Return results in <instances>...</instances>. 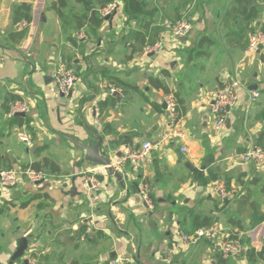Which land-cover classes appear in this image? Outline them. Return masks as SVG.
<instances>
[{
	"label": "crops",
	"instance_id": "0c3cea01",
	"mask_svg": "<svg viewBox=\"0 0 264 264\" xmlns=\"http://www.w3.org/2000/svg\"><path fill=\"white\" fill-rule=\"evenodd\" d=\"M56 1L0 0V169L38 162L45 173L35 185L25 181L9 187L15 192L0 199L5 245H0V264L7 263L22 237H27V252L31 246L39 249L43 264H99L115 254L132 264H264L256 255L264 250V220L252 226L264 215V167L250 178V167L237 161L249 139L257 142L264 131V68L259 56L246 51L249 29L264 27V0H245L247 10L257 11L250 23L241 14H229L236 0H140L130 17L122 0H115L119 7L99 26L83 18L80 27L74 16L93 11L86 12L85 1L66 0L61 17L53 8ZM19 4H29L32 17L21 40L11 36L18 31L12 11ZM166 18H187L194 28L191 36L183 43L171 38L161 24ZM81 28L86 38L78 41L74 32ZM143 38L163 41L148 61L138 57L147 42ZM200 38L205 42L198 46ZM59 63L77 71L68 96L50 91ZM173 73L181 90L176 128L184 139L168 137L166 92L149 81L159 78L170 89L167 78ZM204 78L205 87L200 85ZM230 78L242 85L238 103L226 127L216 130L205 102L220 81ZM254 82L262 90L249 107L246 88ZM109 85L122 90L123 97L113 94L115 99L108 100ZM14 100L30 107L19 119L6 115ZM94 133L103 139L101 154L116 155L113 160L143 140L155 146L139 173L117 179L101 164L85 161L84 150L69 139L94 144ZM20 135H27L30 145ZM181 145L188 152L181 153ZM92 174L96 188L85 184ZM135 177L149 184L152 209L141 204ZM248 178L258 193L240 197L237 189ZM217 180L236 195L222 200L211 190ZM117 213L122 221L115 219ZM203 216L216 217L226 231L241 236L238 257L225 261L206 241L184 244L170 263L158 256L155 250L170 246L175 228L191 233L197 229L191 230L194 218ZM248 247L255 248L251 261Z\"/></svg>",
	"mask_w": 264,
	"mask_h": 264
},
{
	"label": "built area",
	"instance_id": "2783aa9c",
	"mask_svg": "<svg viewBox=\"0 0 264 264\" xmlns=\"http://www.w3.org/2000/svg\"><path fill=\"white\" fill-rule=\"evenodd\" d=\"M119 2L112 1L99 9L101 16H109L119 7ZM170 33V37L174 39H187L193 32V25L187 18L164 19L161 23ZM27 25V21L20 20L14 26L17 30L23 29ZM74 37L79 41L86 38V32L83 28L74 32ZM163 48V41L156 40L154 42H146L141 48L138 57L144 58L150 54H155ZM247 53L251 56H259L260 63L264 66V30H255L248 35ZM4 62V57L0 56V65ZM78 81L77 71L74 67L64 63H59L52 77L50 91L56 95L68 96ZM242 87L238 78H230L220 81L214 89L212 98L206 100L209 115L212 118L214 128L221 130L226 127L229 121L230 110L238 103V90ZM246 88V87H245ZM248 106L250 107L259 97L258 91H250ZM118 94L123 97L122 90L109 85L108 94ZM163 102L168 116L170 117L168 137L171 139H184V133L176 128L179 111L176 99L171 91L165 93ZM97 114V105L95 106ZM30 111L29 104L23 100H14L9 103L7 117H13L20 113ZM20 139L30 145L31 140L27 135H20ZM154 144L150 140H143L138 145L126 146L124 151L115 159H111L110 166L114 171L124 174H136L143 168L149 155L154 149ZM180 152H188L186 145L180 146ZM237 161L251 165L252 171L255 172L264 166V145L258 144L255 140L249 139L247 147L237 156ZM102 168L107 170L106 165ZM45 173L42 170H35L30 167L24 169L1 168L0 169V185L6 188L13 187L19 182L27 181L32 185L42 181ZM137 181V194L140 202L146 208L152 209L153 204L150 198L149 184L143 178L135 177ZM85 184L90 188L98 186L97 178L92 174L85 179ZM211 190L217 194L222 200H227L235 196V189L228 190L223 180H217L211 185ZM115 219L122 221L121 213L115 214ZM177 227V226H176ZM197 241H206L212 246V250L219 254L223 260L238 257L243 250V243L240 235L232 234L226 231L219 220L215 217L212 222L203 227H199L191 233L184 232L178 226L173 230L170 246L164 247L159 257L170 263L174 256L179 252L181 247L187 243ZM28 264H43L35 257L29 255L26 257ZM22 261V260H21ZM99 264H132L131 259L121 254H115L107 259H103Z\"/></svg>",
	"mask_w": 264,
	"mask_h": 264
},
{
	"label": "trees",
	"instance_id": "16d2710c",
	"mask_svg": "<svg viewBox=\"0 0 264 264\" xmlns=\"http://www.w3.org/2000/svg\"><path fill=\"white\" fill-rule=\"evenodd\" d=\"M77 1H85L84 4H85L86 12L87 11L91 12V10H93L90 15H86V13H85L81 16H74V19L77 21L76 25L80 27V26L84 25V23L82 22L83 18L87 19V21H90L92 24L99 26L100 23H102L104 21V19L106 17H108V16H101L99 13V9L104 7L108 3L115 1V0H77ZM122 2H123V11L128 17H130L132 15V13L140 7V0H122ZM65 5H66V0H57L55 2V4L53 5V8L56 10L57 14L60 17L63 16V12H62L61 8ZM247 7H248V5H247L245 0H236V6L233 7V9L229 12V14L232 15L233 17H235L236 13L241 14V15H243L242 20H245L247 23H250L256 17L257 11L254 8H250L249 10H247ZM31 18H32L31 17V6L29 4H19V5H16L13 7V11H12V23L13 24H16L20 20H25L27 22H30ZM238 24H239V27H241V22ZM250 30L253 32L256 29L254 30L251 27L249 29V31ZM260 30H264V27H261ZM26 31L27 30L25 28L18 30V31H12L11 36L13 37V39L21 40L25 36ZM145 40H146V38L145 39L143 38L142 43H144L146 41L147 42L148 41L154 42L153 39H151V40L148 39L146 41ZM203 42H205V39L200 38L197 45L200 46ZM244 46H245V44H244ZM149 81L153 84V86H155V88L162 89L166 93L169 92L168 87L166 85L162 84L161 79L150 76ZM262 92L264 93V89L262 90ZM109 98L111 100H114L115 96L111 93V94H109L108 100H109ZM99 107H100V103L98 104V108ZM159 107H161V106L159 105ZM17 118L19 119V115H16L14 117V119H17ZM257 143L260 145H264V131H262L259 134L258 139H257ZM44 163L46 165H48L49 164L48 159H44ZM10 167H11V165L6 166V168H10ZM27 167H30V168L35 169V170H41L42 169V166L38 162H33L29 165H24L23 168H27ZM51 169H53V168H51ZM263 220H264V215L256 217L252 222V226L258 225ZM211 222H212V220L208 216L195 217L194 221H193V228L191 230H194V229L199 228V227L207 226ZM242 243H243V241H242ZM245 253H246L248 260L251 261L253 259V257L255 256V254H254L255 248L248 247L245 250ZM256 255L264 258V250L257 252ZM13 264H15V262Z\"/></svg>",
	"mask_w": 264,
	"mask_h": 264
},
{
	"label": "water",
	"instance_id": "95a60500",
	"mask_svg": "<svg viewBox=\"0 0 264 264\" xmlns=\"http://www.w3.org/2000/svg\"><path fill=\"white\" fill-rule=\"evenodd\" d=\"M250 2V0H246ZM153 54H150L149 56H152ZM250 90H262V86L259 83H251L249 86ZM71 94V93H70ZM17 115H24V113H20ZM95 134V133H94ZM97 137V141L94 144H82L78 143L74 139L70 138L69 139L76 145V147H79L80 149L84 150V160L90 163H95V164H101V165H106L107 166V171L117 179H122V174L119 172L114 171V169L110 166L111 159L109 156L106 154H101V145H102V137L95 134ZM17 249L14 251V253L11 255L8 263L6 264H13L15 261L21 259L23 264H28V259L23 258L24 252L27 249V237H22L18 243ZM23 258V259H22Z\"/></svg>",
	"mask_w": 264,
	"mask_h": 264
},
{
	"label": "rangeland",
	"instance_id": "374dc122",
	"mask_svg": "<svg viewBox=\"0 0 264 264\" xmlns=\"http://www.w3.org/2000/svg\"><path fill=\"white\" fill-rule=\"evenodd\" d=\"M194 29V28H193ZM191 36V35H190ZM189 36V37H190ZM188 37V38H189ZM187 38V39H188ZM187 39H184V40H187ZM181 40V42L182 41H184V40H182V39H180ZM183 43V42H182ZM150 59V57H148V56H146V57H144L143 58V60H145V61H148ZM260 65L262 66V68H264V66L260 63ZM174 74V76L172 75V76H170V79L169 78H167V80H168V84H169V86H170V91L173 93V95H174V97H175V99H176V102H177V108H180V106H179V98H178V96H179V91H181L180 89H178L177 90V88H176V82L179 80L177 77H175L177 74L176 73H173ZM193 76V74L191 73V77ZM178 79V80H177ZM206 80H207V78H204V80H202L201 82H202V84H200V85H203L204 87L205 86H208V82H206ZM215 83V82H214ZM201 87V86H200ZM176 89V90H175ZM176 91V92H175ZM178 91V92H177ZM176 93L178 94V96L176 95ZM199 100H201L200 98H198ZM234 110V107L232 108V111ZM178 111H179V109H178ZM204 111H207L206 109H204ZM231 111V112H232ZM169 117V116H168ZM170 118V117H169ZM246 148V147H245ZM104 154H106V155H109V153L106 151V153H104ZM112 157L114 158V157H116V155H112ZM249 167H250V171L252 170V166L251 165H248ZM264 167V166H263ZM256 172L257 171H255V172H250V178H252L253 176H254V174H256ZM260 174H262V173H260ZM263 177H264V175H263ZM250 178H248V180L246 181H243L242 182V184L243 183H245V185L244 186H241L240 187V190H238L237 189V195L239 194V196L240 197H246L247 195H249V196H251V195H256L258 192H257V190H256V187H250L251 185H252V183H251V179ZM263 180V183H264V178L262 179ZM258 181V180H257ZM21 182H23V181H21ZM263 186H264V184H262ZM13 187H16V186H13ZM18 187H21V185L20 186H18ZM259 187V186H258ZM15 190V189H14ZM12 188H6V187H3V186H1L0 185V199L2 200V198H3V196L6 198V196L8 197V196H10L13 192H15ZM257 192V193H256ZM241 193H243V194H241ZM235 195H236V192L234 193ZM1 219H3L2 217H1ZM242 241H243V239H241ZM264 241V240H263ZM0 245H4L3 244V242L0 240ZM19 245V244H18ZM5 246V245H4ZM4 246H2V247H4ZM18 247V246H17ZM17 247H16V249H17ZM31 249H32V251H31V249H30V251L28 250V252H27V249H26V251L24 252V255H23V258H26V256H29V255H31V256H33V257H35L36 259H38L39 261H40V255H39V252H38V248H34V247H30ZM15 249V250H16ZM14 250V251H15ZM159 249H157V250H155V252H157L158 253V255H159V253H160V251H158ZM14 251L9 255V257H11V255L14 253ZM22 258V259H23ZM10 259V258H9ZM9 259H8V261H9ZM8 261H7V263H8ZM21 261V259H19V260H17V261H15V264H17L18 262H20ZM21 264V263H20Z\"/></svg>",
	"mask_w": 264,
	"mask_h": 264
}]
</instances>
